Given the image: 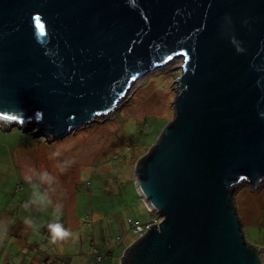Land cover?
<instances>
[{"label":"water","instance_id":"95a60500","mask_svg":"<svg viewBox=\"0 0 264 264\" xmlns=\"http://www.w3.org/2000/svg\"><path fill=\"white\" fill-rule=\"evenodd\" d=\"M181 58L173 114L133 164L160 219L118 264H264L233 201L264 185V0H0V129L61 139Z\"/></svg>","mask_w":264,"mask_h":264},{"label":"rangeland","instance_id":"374dc122","mask_svg":"<svg viewBox=\"0 0 264 264\" xmlns=\"http://www.w3.org/2000/svg\"><path fill=\"white\" fill-rule=\"evenodd\" d=\"M180 66L181 58L175 57L144 73L129 85L114 110L61 139L47 142L16 127L0 129V213H16L15 228L6 230L0 222V264H7V259L11 264H42L39 261L47 258L52 264H67L74 247H82L87 264H93L91 239L98 248L111 249L103 264H117L122 250L135 239L127 220L142 223L152 217L135 191L132 168L172 117ZM45 172L51 182L40 179ZM34 193L50 203H31ZM233 201L245 239L264 247V185L256 192L247 185L238 187ZM28 214L34 228L21 222ZM57 222L74 238L51 243L48 225ZM5 235L10 236L8 243L32 246L19 252L14 242L2 250ZM13 248L19 251H10Z\"/></svg>","mask_w":264,"mask_h":264},{"label":"crops","instance_id":"0c3cea01","mask_svg":"<svg viewBox=\"0 0 264 264\" xmlns=\"http://www.w3.org/2000/svg\"><path fill=\"white\" fill-rule=\"evenodd\" d=\"M4 218V215L3 214H0V218ZM8 220L6 221V223H4V225H3V227L7 230L8 229V227L10 226V225H12L11 227L12 228H15V224H16V218L13 216V215H11L10 214V216L7 218ZM26 219H29V218H23V219H21L22 221H25ZM1 222L3 221L2 219L0 220ZM24 223V222H23ZM8 233H10L11 235H14L13 234V230L12 229H10L9 231H8ZM24 233H25V235H26V231H25V228H24ZM6 236V235H5ZM7 237V238H6ZM5 238H4V242H3V244H2V246H1V249L3 250L5 247L7 248V246H11V247H13V244H14V242H16L15 244L18 246V248H20V251L18 250V248H13V249H10V251H12V252H14V251H19V252H22L23 250H28L29 248H31V244L30 243H21V242H19V241H11V242H7V240L8 239H10V236H6ZM75 244L76 243H74L73 245L75 246ZM4 245H5V247H4ZM37 247H38V245H37ZM75 248V251H74V257L72 258V259H70V261L69 262H67V264H85V262L87 261V257H85V255H84V252H85V250L82 248V247H80V248H77L76 249V247H74ZM100 249H103V248H100ZM43 251V250H42ZM44 252V251H43ZM10 253V252H9ZM46 252H44V254H45ZM13 254V253H12ZM9 254L7 253V256H8ZM52 260L50 259V258H47L46 260H45V262H41V261H39V263H42V264H52V262H51ZM31 263H32V261H31Z\"/></svg>","mask_w":264,"mask_h":264},{"label":"clouds","instance_id":"9594fccd","mask_svg":"<svg viewBox=\"0 0 264 264\" xmlns=\"http://www.w3.org/2000/svg\"><path fill=\"white\" fill-rule=\"evenodd\" d=\"M42 181H52V177L49 176L47 172L43 173L40 177ZM34 196L36 197L31 203L38 204L40 206H43L45 202L47 201V198L40 193H34ZM47 203H50V201H47ZM25 207H28L26 204ZM60 205L56 206V213L57 218L58 214L60 212ZM25 224L28 225L31 228H34V224L31 220L26 219ZM50 233H51V243L56 244L58 241H67L70 238H74L75 234L71 233L70 231L66 230L60 223H53L48 225Z\"/></svg>","mask_w":264,"mask_h":264},{"label":"trees","instance_id":"16d2710c","mask_svg":"<svg viewBox=\"0 0 264 264\" xmlns=\"http://www.w3.org/2000/svg\"><path fill=\"white\" fill-rule=\"evenodd\" d=\"M22 132V131H21ZM22 133H26L28 136H31L30 135V133H28V132H22ZM47 142H50V141H47ZM20 184V183H19ZM21 185V184H20ZM19 208V207H18ZM23 209H25V210H27L28 208L27 207H24ZM145 211L147 212V213H149V215H151L152 217H150V218H148V219H152V218H154V216L155 215H153L150 211H147V209H146V207H145ZM24 213V212H23ZM0 214H3L4 215V218L2 217V218H0V220L2 219L3 220V223H5L8 219V217L10 216V214L11 215H13L15 218H16V213H15V211H10V212H5V211H2ZM23 218H25V217H22L21 216V219H23ZM27 218H29V214L27 215ZM147 219V220H148ZM129 221H131L130 219H128ZM127 220V222H128V224H129V221ZM1 222V221H0ZM21 222H24L25 223V221H22L21 220ZM137 222V221H136ZM139 223V222H138ZM129 230L131 231V229H130V227H129ZM132 233V232H131ZM95 243H93L92 242V239L90 240V242H89V246H90V255H91V260H92V262H93V264H103V261L107 258V256H109L110 255V253H111V249L110 248H108V249H100V248H98L97 246H96V244L94 245ZM38 245V249H39V244H37ZM47 247V246H46ZM127 247V246H126ZM125 247V248H126ZM49 248L51 249L52 247H51V245L49 246ZM92 248H95L96 249V251L98 252V253H101V254H103L104 255V258L102 259V260H100V261H96L95 260V257L93 256V254L91 253V249ZM124 248V249H125ZM44 249H46V248H44ZM123 249V250H124ZM123 250H122V252H123ZM44 251V250H43ZM45 252V251H44ZM122 252H121V254H122ZM121 254L119 255V256H121ZM65 257L67 256V254H65L64 255ZM61 258V257H60ZM120 258V257H119ZM7 261V264H11L9 261L10 260H6ZM118 261V260H117ZM55 264V263H54ZM58 264V263H57ZM61 264V263H60ZM63 264H65V263H63ZM85 264H87V261L85 262ZM117 264H118V262H117Z\"/></svg>","mask_w":264,"mask_h":264},{"label":"built area","instance_id":"2783aa9c","mask_svg":"<svg viewBox=\"0 0 264 264\" xmlns=\"http://www.w3.org/2000/svg\"><path fill=\"white\" fill-rule=\"evenodd\" d=\"M129 221V220H128ZM160 221L159 218L154 216L152 219H148L145 222L138 223L136 221H129V227L131 229L132 234L136 237L141 236L147 229L150 228L151 225H156ZM91 253L95 257L96 261H100L104 258V255L101 253H98L95 248L91 249Z\"/></svg>","mask_w":264,"mask_h":264},{"label":"bare ground","instance_id":"6f19581e","mask_svg":"<svg viewBox=\"0 0 264 264\" xmlns=\"http://www.w3.org/2000/svg\"><path fill=\"white\" fill-rule=\"evenodd\" d=\"M172 59H173V58H172ZM168 62H169V61H168ZM168 62H167V63H168ZM158 67H159V66H158Z\"/></svg>","mask_w":264,"mask_h":264}]
</instances>
